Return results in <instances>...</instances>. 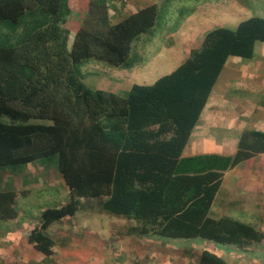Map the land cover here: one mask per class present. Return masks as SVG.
<instances>
[{
    "label": "trees",
    "instance_id": "16d2710c",
    "mask_svg": "<svg viewBox=\"0 0 264 264\" xmlns=\"http://www.w3.org/2000/svg\"><path fill=\"white\" fill-rule=\"evenodd\" d=\"M75 7L84 15L72 31L68 0H0V28L8 31L0 35V167L55 156L68 188L66 202L43 209L21 237L51 256L49 229L95 207L119 228L125 222L118 238H202L240 249L262 243L254 226L209 215L224 172L251 154L183 156V149L228 57H251L255 42H264V17L208 30L170 73L122 96L89 87L81 69L89 60L131 68V43L154 25L156 7L115 23L107 0ZM240 147L263 151L264 132H244ZM15 197L0 190V221L16 217ZM197 264L226 261L202 249Z\"/></svg>",
    "mask_w": 264,
    "mask_h": 264
},
{
    "label": "rangeland",
    "instance_id": "374dc122",
    "mask_svg": "<svg viewBox=\"0 0 264 264\" xmlns=\"http://www.w3.org/2000/svg\"><path fill=\"white\" fill-rule=\"evenodd\" d=\"M78 1L68 0V25L72 31L80 24L81 14L84 15L75 7ZM180 1L170 5L173 1L167 0L158 6L154 25L135 38L143 44L139 42V46L133 49L135 44L132 43L128 57L131 68H112L103 62L89 60L81 69L84 82L91 88L106 89L124 96L134 83L151 84L158 77L170 73L188 54L184 52L185 46L198 47L208 30L218 26L234 28L239 21L252 15L264 17V0H201L198 5L196 0ZM0 29V35L8 32L4 27ZM166 31L172 32L167 36L170 44H164V37L159 36ZM162 57L168 59L160 60ZM255 58L254 54L251 57L230 56L226 64H235L234 61L237 64H252ZM223 103L226 104L227 100ZM224 104H219V107ZM240 166H244V163L241 162ZM233 175L234 172H230L222 180L209 215L238 219L264 232V196L260 193L256 199L255 195L235 196V192L231 193L235 188L229 187L236 184L231 178ZM54 184L55 188V181ZM38 194L42 197L33 199ZM59 196L58 189L52 194H30L19 200H29L30 204L22 207L23 211L18 213L17 218L0 221V264H53L59 261L65 264H197L202 249L222 256L226 264H264V241L240 249L202 238L144 236L123 240L115 234L124 228L125 222L119 228V223L112 221L114 217L96 213L95 207H87L85 212L82 210L72 218L62 219L69 226L55 228L62 224L56 222L49 229L55 241V250L53 255L45 256L24 242L25 239L18 232L30 220L37 221L42 209L59 206L67 198L64 193L61 198ZM85 202L86 199H82V203ZM37 203L40 204L36 206ZM20 238L24 241H20Z\"/></svg>",
    "mask_w": 264,
    "mask_h": 264
},
{
    "label": "crops",
    "instance_id": "0c3cea01",
    "mask_svg": "<svg viewBox=\"0 0 264 264\" xmlns=\"http://www.w3.org/2000/svg\"><path fill=\"white\" fill-rule=\"evenodd\" d=\"M165 1L167 0H107L110 18L114 23L141 7L154 5L157 11L158 6L166 3ZM168 1H173L170 5L175 4V2H181L180 0ZM184 1L189 2L190 0ZM196 1V5L201 3V0ZM171 33L166 31L164 34L159 35L164 37V44L171 43V40L167 37ZM139 42L141 45L143 44L135 39L132 41L135 44L133 49L139 46ZM257 42H255L253 50V54L257 57L254 63L237 64L234 61L235 64L232 62L226 64L225 62L183 149V156L199 154L234 156L238 151L250 153V156L245 157L227 169L222 180L230 172H234L231 178L236 184H233L234 186L229 185L231 189L235 188L231 193L235 192V196L240 194L255 195V199L259 193L264 196V150L259 152L245 150L240 147V138L246 131L264 132V42ZM188 45L185 46L186 49L183 48L186 54L194 48L192 46L189 48ZM171 52L174 51L172 50ZM166 59L168 57L160 58V60L164 61ZM226 100L227 103L224 104L223 101ZM219 104H224V106L219 107ZM35 122L41 124L49 123V121L44 120H36ZM56 161L55 156H52L40 158L26 164L0 167V190H11L16 193L14 204L17 214L15 218L18 217V213L23 211V206L30 204L29 200H22L21 202L19 200L26 198L30 194L34 195L35 192L52 194V191H55V189L57 191L58 189L60 192L59 198L64 193V196L67 197L66 200L68 199V188L57 171ZM241 162L244 163V166H240ZM54 181L56 182L55 188ZM41 197L38 194V197L33 196V199ZM214 200L212 206L214 205ZM89 203L94 204L95 201L92 202L90 200ZM256 203L257 201L255 200ZM39 204L37 203L36 206ZM218 204L219 202H217ZM20 228L18 233L24 227ZM132 238L136 237L128 239ZM122 239L125 240L124 238ZM19 240L24 241L22 238Z\"/></svg>",
    "mask_w": 264,
    "mask_h": 264
}]
</instances>
